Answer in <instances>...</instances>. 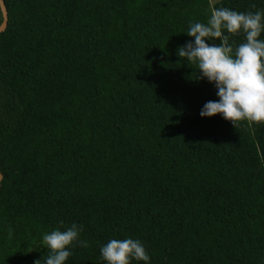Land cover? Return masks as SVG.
<instances>
[{
  "label": "trees",
  "instance_id": "obj_1",
  "mask_svg": "<svg viewBox=\"0 0 264 264\" xmlns=\"http://www.w3.org/2000/svg\"><path fill=\"white\" fill-rule=\"evenodd\" d=\"M4 2L0 264H43L42 234L72 223L65 264L125 237L148 264H264V122L201 117L216 89L177 55L210 0Z\"/></svg>",
  "mask_w": 264,
  "mask_h": 264
},
{
  "label": "clouds",
  "instance_id": "obj_2",
  "mask_svg": "<svg viewBox=\"0 0 264 264\" xmlns=\"http://www.w3.org/2000/svg\"><path fill=\"white\" fill-rule=\"evenodd\" d=\"M208 9L206 22L190 23L186 30L193 39L177 48V55L193 62L199 76L216 89L218 100L206 101L199 115L220 114L234 125L241 119L264 122V39L259 38L264 32V9L237 12L213 7L211 0ZM237 32H242L245 39L233 47L227 34ZM217 39L219 43L215 42ZM80 230L72 223L64 230L52 229L42 234L41 243L48 249L43 264H65L72 247L77 243L86 246L79 239ZM99 254L106 264H130L133 260L148 264L150 260L144 245L131 237L109 239L100 246Z\"/></svg>",
  "mask_w": 264,
  "mask_h": 264
},
{
  "label": "water",
  "instance_id": "obj_3",
  "mask_svg": "<svg viewBox=\"0 0 264 264\" xmlns=\"http://www.w3.org/2000/svg\"><path fill=\"white\" fill-rule=\"evenodd\" d=\"M0 9L2 11L3 14V20L0 23V32L5 30V28L7 27L8 24V12H7V8L5 6L4 0H0ZM2 178L1 173H0V179Z\"/></svg>",
  "mask_w": 264,
  "mask_h": 264
},
{
  "label": "rangeland",
  "instance_id": "obj_4",
  "mask_svg": "<svg viewBox=\"0 0 264 264\" xmlns=\"http://www.w3.org/2000/svg\"><path fill=\"white\" fill-rule=\"evenodd\" d=\"M217 1H219V0H211V3L213 4V3L217 2Z\"/></svg>",
  "mask_w": 264,
  "mask_h": 264
},
{
  "label": "flooded vegetation",
  "instance_id": "obj_5",
  "mask_svg": "<svg viewBox=\"0 0 264 264\" xmlns=\"http://www.w3.org/2000/svg\"><path fill=\"white\" fill-rule=\"evenodd\" d=\"M3 20V19H2ZM2 21H0V23H1Z\"/></svg>",
  "mask_w": 264,
  "mask_h": 264
}]
</instances>
